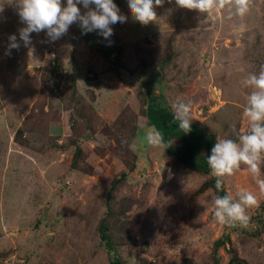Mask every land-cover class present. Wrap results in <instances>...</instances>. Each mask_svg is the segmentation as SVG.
Listing matches in <instances>:
<instances>
[{
	"label": "rangeland",
	"instance_id": "obj_1",
	"mask_svg": "<svg viewBox=\"0 0 264 264\" xmlns=\"http://www.w3.org/2000/svg\"><path fill=\"white\" fill-rule=\"evenodd\" d=\"M11 2L0 0V264H264V193L245 165L223 178L227 194L257 197L242 228L218 223L217 193L200 191L215 183L212 172L146 143L128 147L151 128L147 105L174 114L178 100L191 102V124L239 142L252 91L243 81L264 66V0L243 17L164 0L148 25L113 0L127 22L110 25L109 39L74 23L56 41L31 33L27 47ZM13 34L20 47L8 55ZM76 146L79 168L70 170ZM260 169L264 179V161Z\"/></svg>",
	"mask_w": 264,
	"mask_h": 264
},
{
	"label": "clouds",
	"instance_id": "obj_2",
	"mask_svg": "<svg viewBox=\"0 0 264 264\" xmlns=\"http://www.w3.org/2000/svg\"><path fill=\"white\" fill-rule=\"evenodd\" d=\"M13 2L20 21L26 25L19 29L20 40L26 47L31 44L30 34L33 32L46 31L48 38L56 41L68 33L71 25L79 23L82 34L97 31L105 39H109L113 35L110 25L127 22V17L121 14L113 0H66V5H62V0H12L11 3ZM168 2L171 3L172 0ZM163 3L164 0H127L133 19L142 25L156 20L155 8ZM80 4L87 10L83 14L78 7ZM175 4L201 14L228 9L230 15L243 17L249 11L251 0H175ZM92 5L95 7H91ZM3 11V6H0V13ZM9 41L8 55L11 54V49L20 47L15 34L9 36ZM243 83L252 88L243 111L249 122V131L239 136V142L232 139L216 140L207 157V164L216 177L217 191L222 190L224 177L232 176L241 165H245L259 191L264 193V179L260 178V165L264 161V66H261L258 75L250 73ZM172 109L175 120L179 122V129L185 134L189 133L192 123L191 102L178 100L173 102ZM145 143L152 148L166 150L174 142H165L160 131L148 128L143 140L134 141L128 147L135 152L143 148ZM212 202L218 223L229 226L238 224L242 228L249 226L247 209L258 205L256 195L244 188H238L235 196L213 195Z\"/></svg>",
	"mask_w": 264,
	"mask_h": 264
},
{
	"label": "trees",
	"instance_id": "obj_3",
	"mask_svg": "<svg viewBox=\"0 0 264 264\" xmlns=\"http://www.w3.org/2000/svg\"><path fill=\"white\" fill-rule=\"evenodd\" d=\"M106 61L109 64H113L112 51L102 52ZM144 117L151 128H155L160 131L164 137L165 142L172 141V145L168 147L164 152L174 158V160L181 164L184 168L197 173V174H209L211 169L207 164V157L211 154V148L216 143V136L212 133L205 132L197 124H191V131L185 134L179 129V122L175 120V115L164 107H154L147 105ZM82 153L81 147L76 146L72 160L69 165L70 170H77L79 168L78 161L80 154ZM124 180V175L121 174L118 178H115L112 182V190H115L118 185ZM207 187H211L219 196L227 194L225 189L217 191L215 189V183L204 184L200 191H204ZM100 233V239L105 242L107 249H112V244L109 241V235L104 223L99 225L98 229ZM110 264H122L120 260H114Z\"/></svg>",
	"mask_w": 264,
	"mask_h": 264
}]
</instances>
